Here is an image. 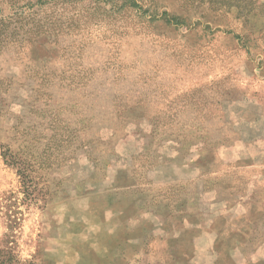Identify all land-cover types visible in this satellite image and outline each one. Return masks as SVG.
Here are the masks:
<instances>
[{"label": "rangeland", "instance_id": "obj_1", "mask_svg": "<svg viewBox=\"0 0 264 264\" xmlns=\"http://www.w3.org/2000/svg\"><path fill=\"white\" fill-rule=\"evenodd\" d=\"M144 5L0 54V264H264V0Z\"/></svg>", "mask_w": 264, "mask_h": 264}, {"label": "trees", "instance_id": "obj_2", "mask_svg": "<svg viewBox=\"0 0 264 264\" xmlns=\"http://www.w3.org/2000/svg\"><path fill=\"white\" fill-rule=\"evenodd\" d=\"M144 0H0V54L22 55L27 50L51 55L84 54L94 42H104L111 32L124 36L145 28L148 8ZM134 17H132V15ZM134 19H137L135 21ZM90 26L102 38L89 37ZM87 40V41H86ZM47 50V51H46ZM83 80V79H82ZM7 159V153L2 152ZM8 158H11L8 155ZM17 164V163H16Z\"/></svg>", "mask_w": 264, "mask_h": 264}]
</instances>
